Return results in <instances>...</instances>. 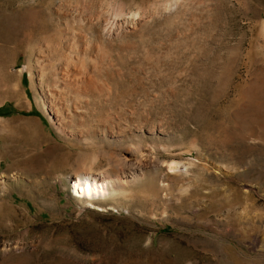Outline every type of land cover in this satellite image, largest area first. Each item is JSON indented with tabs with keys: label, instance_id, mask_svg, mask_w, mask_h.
I'll return each instance as SVG.
<instances>
[{
	"label": "rangeland",
	"instance_id": "1",
	"mask_svg": "<svg viewBox=\"0 0 264 264\" xmlns=\"http://www.w3.org/2000/svg\"><path fill=\"white\" fill-rule=\"evenodd\" d=\"M0 264H264V0H0Z\"/></svg>",
	"mask_w": 264,
	"mask_h": 264
},
{
	"label": "bare ground",
	"instance_id": "2",
	"mask_svg": "<svg viewBox=\"0 0 264 264\" xmlns=\"http://www.w3.org/2000/svg\"><path fill=\"white\" fill-rule=\"evenodd\" d=\"M65 73V77H68L70 71ZM120 188L121 182L118 179L95 177L91 172L82 170L77 172L72 186L75 194L88 204H93L94 200L111 195Z\"/></svg>",
	"mask_w": 264,
	"mask_h": 264
}]
</instances>
